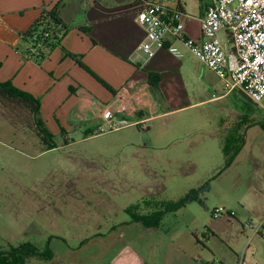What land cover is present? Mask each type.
<instances>
[{
	"label": "rangeland",
	"instance_id": "rangeland-1",
	"mask_svg": "<svg viewBox=\"0 0 264 264\" xmlns=\"http://www.w3.org/2000/svg\"><path fill=\"white\" fill-rule=\"evenodd\" d=\"M207 1L182 0L186 13L194 16ZM30 42V37L23 39L20 51ZM158 62L165 79L161 91H154L155 111L147 97L137 103L127 94L126 104L134 103L135 108H114L113 124L101 117L78 116L55 125L56 132L40 125L41 136L32 134L30 151L36 154L33 164L42 166L47 207L44 220L33 215V229L39 232H32V240L44 245L46 235H61L52 242L59 254L74 247L79 262L102 264L110 255L93 258L105 255V250L92 252L95 242L80 248L95 233V221L110 232L137 216L159 215L164 230L187 222L204 230L214 208L239 209L244 204L259 215L246 210L249 215L238 218L239 226L232 219L233 225H224L223 233L234 239L240 236L238 229L243 233L238 264H264V239L254 240L248 249L254 229L243 227L249 220L257 225L264 218V186L251 172L252 156L264 151V98L256 105L239 91L215 97L224 92L221 78L190 52L183 59L166 52ZM156 112L161 113L148 117ZM193 191L203 204H184ZM222 218L227 217L218 219ZM197 237L205 236L201 232ZM198 241L201 257L212 261L204 245L216 249L218 242Z\"/></svg>",
	"mask_w": 264,
	"mask_h": 264
},
{
	"label": "crops",
	"instance_id": "crops-1",
	"mask_svg": "<svg viewBox=\"0 0 264 264\" xmlns=\"http://www.w3.org/2000/svg\"><path fill=\"white\" fill-rule=\"evenodd\" d=\"M57 1L0 0V82H11L40 101L38 113L28 117L17 115L0 101V254L8 264L22 256L24 261L20 264H84L79 262V257L76 258L74 247L64 252L65 255L53 249L54 238L61 235L45 234L44 245L32 240V232H39L36 227L33 229V215L40 222L45 219L47 209L42 188V166L38 162L33 164L36 154L30 151L32 134L41 136L37 127L52 126L56 132L55 125L60 122L69 123L78 116L85 119L98 117L89 109H81L83 92L107 103L123 90L129 95L142 92L153 110L157 101L149 83V73L161 75L160 91L165 79L158 58L169 51L158 49L148 55L137 50L145 37L144 29L135 20L142 0H64L59 17L67 30L60 35L59 43L46 45L38 58L26 57L25 49H19L25 33L39 19L42 11ZM156 1L164 3L163 0ZM173 1H178L176 7L186 13L182 0ZM209 3L210 0L200 5L199 14L195 17L202 16ZM184 24L191 37L201 38L197 18H186ZM182 48L185 55L181 58L170 53L183 59L189 51L184 46ZM230 93L221 91L215 97ZM251 159L255 164L251 172L259 178L260 186H264V166L261 165L264 163V151ZM247 208L244 204L239 209L226 208L234 213L232 218L218 219L212 214L205 223L206 230H199L188 222L182 227L164 230L153 218L148 224L136 219L124 221L108 232L101 229L99 220L93 224L95 233L88 240H83L80 248L95 242L92 252L100 254L105 250V255H94L93 258L110 255L109 261L102 264H205L211 259L201 257L198 240L207 239L218 242L216 249L204 245L210 249L214 259L225 264H238L244 245L240 242L243 233L238 229L240 236L234 239L223 233V227L233 225L232 219L239 226V217L259 215L255 208ZM258 222L264 223V218ZM201 232L204 238L197 237ZM262 239V236L252 234L247 248L253 245L254 240L263 243L260 242ZM32 246L46 251V255H32Z\"/></svg>",
	"mask_w": 264,
	"mask_h": 264
},
{
	"label": "built area",
	"instance_id": "built-area-1",
	"mask_svg": "<svg viewBox=\"0 0 264 264\" xmlns=\"http://www.w3.org/2000/svg\"><path fill=\"white\" fill-rule=\"evenodd\" d=\"M197 18L201 38L191 37L184 20ZM136 22L144 29L145 37L137 50L148 55L158 49H167L181 58L184 46L223 82L224 93L242 90L254 102L261 104L264 98V0H210L205 13L195 17L156 0H142L136 10ZM50 31L41 26L32 32L31 42L26 45L25 56L40 57ZM80 97L82 110L89 109L98 117L113 124L114 108H135L127 105V94L121 91L111 102H103L93 94L83 92ZM140 94V96L136 95ZM134 102H142V92L132 93ZM139 97V98H138ZM88 98V101L84 99ZM127 98V99H126ZM214 218L234 216L224 207L212 210ZM244 229L253 228L254 234L264 238V223L254 225L248 221ZM205 264H225L214 259Z\"/></svg>",
	"mask_w": 264,
	"mask_h": 264
},
{
	"label": "trees",
	"instance_id": "trees-1",
	"mask_svg": "<svg viewBox=\"0 0 264 264\" xmlns=\"http://www.w3.org/2000/svg\"><path fill=\"white\" fill-rule=\"evenodd\" d=\"M63 4L64 0H58L51 8L43 10L39 19L25 33L24 38L31 37L33 31L39 29L41 26H45V29L50 31L51 34V37L47 39L45 45L53 46L59 43L58 41L60 35L67 30L66 25L63 24L59 17L60 9L62 8ZM148 78L152 90H159L161 75L156 72H150ZM100 80L106 87L111 89L106 82H104L102 79ZM0 101L19 116L26 115L28 117L32 113L37 114L40 109V101L38 98H35L32 94L15 87L11 82H0ZM37 128L39 134L41 135L40 128ZM192 201H198L202 204L204 203V201L198 197V192L196 191H193L188 195L187 200L184 204ZM153 218L155 219L156 223L159 222V215H141L137 216L135 219L142 220L144 223L148 224L149 220ZM0 255V264H8L7 260L2 257L3 254ZM32 255H46V251H39L35 246H32ZM23 261L24 257L22 256L21 258H14L11 264H20L23 263Z\"/></svg>",
	"mask_w": 264,
	"mask_h": 264
},
{
	"label": "water",
	"instance_id": "water-1",
	"mask_svg": "<svg viewBox=\"0 0 264 264\" xmlns=\"http://www.w3.org/2000/svg\"><path fill=\"white\" fill-rule=\"evenodd\" d=\"M240 92V94L243 96V97H245L246 99H248L249 101H251V102H253L254 104H258V103H256V102H254L251 98H249L248 96H247V94L245 93V92H243L242 90H240L239 91Z\"/></svg>",
	"mask_w": 264,
	"mask_h": 264
},
{
	"label": "bare ground",
	"instance_id": "bare-ground-1",
	"mask_svg": "<svg viewBox=\"0 0 264 264\" xmlns=\"http://www.w3.org/2000/svg\"><path fill=\"white\" fill-rule=\"evenodd\" d=\"M84 100H85V101H88V98H85Z\"/></svg>",
	"mask_w": 264,
	"mask_h": 264
}]
</instances>
